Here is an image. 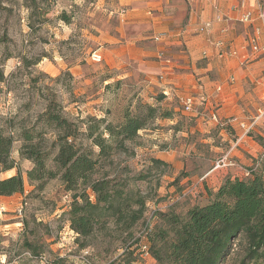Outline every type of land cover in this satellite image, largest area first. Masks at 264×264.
<instances>
[{"label":"rangeland","instance_id":"obj_1","mask_svg":"<svg viewBox=\"0 0 264 264\" xmlns=\"http://www.w3.org/2000/svg\"><path fill=\"white\" fill-rule=\"evenodd\" d=\"M124 8L121 0H42L35 9L25 0H0V72L4 74L0 80V125L16 140L12 158L23 172L33 163L20 155L21 130L35 126L44 132L41 116L50 104L74 122L94 115L107 116L117 123L126 110L134 112L138 104L156 103L150 99L154 97L152 84L139 63L128 62L126 67L113 69L104 59H91L100 44L105 47L103 34L115 32L118 11ZM163 98L158 94V101ZM158 105L161 112L175 111L173 118L178 120L180 132L174 135L170 131L175 129L169 124L173 118L153 120L136 139L134 156L122 154L111 167L121 177H130L147 172L148 160L157 157L155 150L164 152L161 160L168 158L166 152L176 151L177 155L173 176L154 171L147 181L132 184L148 201L146 217L134 228L130 246L126 248L114 236L97 233L84 239L89 246L83 247L68 225V216H63L72 202V193L61 179H50L44 191H33L26 181L28 193L19 201L22 204L18 211L14 207L1 210L0 221L6 218L5 222L15 225L0 227V264H156L139 245L146 241L147 232L161 212L172 208L182 215L188 207L204 203L202 195L218 184L226 171L247 173L255 167L251 161L237 158L234 151L238 145L231 150L236 142L221 135V127L209 133H187L192 121L180 102L177 111L170 102ZM161 134L167 135V140ZM46 137L48 166L55 169V136L48 133ZM227 151L231 153L226 162L233 165L217 168ZM12 173L16 170L3 172L0 178ZM25 239L36 243L38 253L24 246ZM235 254L228 264H238L240 255Z\"/></svg>","mask_w":264,"mask_h":264},{"label":"trees","instance_id":"obj_2","mask_svg":"<svg viewBox=\"0 0 264 264\" xmlns=\"http://www.w3.org/2000/svg\"><path fill=\"white\" fill-rule=\"evenodd\" d=\"M25 1L35 9L42 0ZM3 77L0 72V80ZM135 110H126L117 123L107 116L94 115L74 122L50 104L41 116L44 132L35 126L21 130L20 155L33 163L25 172L12 158L14 136L0 125V174L16 170L14 175L0 179V195L24 193L26 181L33 191H44L50 179L59 177L72 193V202L63 216H68L70 229L78 234L77 242L87 247L84 239L100 233L114 236L128 248L134 228L146 217L148 201L132 184L147 181L154 171L174 174L170 163L153 156L148 160L147 172L121 177L111 169L122 154L134 156L133 145L140 132L150 128V122L175 115L174 110L161 112L158 104L151 103L138 104ZM175 129L180 128L177 125ZM48 133L55 136V169L48 166L50 153L44 143ZM259 141L264 146V139ZM263 157L255 162L249 175L227 176L218 189L208 191L204 203L188 207L182 215L172 208L161 212L146 234L156 264H228L235 253L240 255L238 264H264ZM23 222L27 227L28 222ZM24 246L38 253L36 243L25 239Z\"/></svg>","mask_w":264,"mask_h":264},{"label":"crops","instance_id":"obj_3","mask_svg":"<svg viewBox=\"0 0 264 264\" xmlns=\"http://www.w3.org/2000/svg\"><path fill=\"white\" fill-rule=\"evenodd\" d=\"M121 1L126 8L118 11L119 25L114 33L103 34L106 44L105 47L100 44L98 49L106 64L118 69L128 62L139 63L152 84L154 97L150 99H155V104L163 101L175 104L176 111L177 103L182 107V98L205 94L208 103L189 114L192 125L186 132L209 133L221 127L220 134L237 143L234 151L237 158L251 161L253 167L264 156V146L259 141L264 139V56L253 58L247 46V35L252 29L239 21L242 12L237 8L239 0ZM249 4H254V0H249ZM161 35L163 41L157 42L155 37ZM162 48L166 50L165 57L159 55ZM218 86L221 91H217ZM158 94L164 96L161 101ZM214 112L221 124L211 119ZM173 119L169 124L176 128L178 120ZM170 131L177 135L180 129ZM161 135L167 140V135ZM155 152L162 159L164 152ZM166 154L168 158L163 161L175 167L176 151ZM227 176L247 175L230 169L211 189H218ZM208 191L202 195L205 201L209 198ZM27 193L25 190L12 196L0 195V215L6 207L18 211L22 204L19 201ZM4 219L0 227L15 225Z\"/></svg>","mask_w":264,"mask_h":264},{"label":"built area","instance_id":"obj_4","mask_svg":"<svg viewBox=\"0 0 264 264\" xmlns=\"http://www.w3.org/2000/svg\"><path fill=\"white\" fill-rule=\"evenodd\" d=\"M238 3L237 8L242 11L238 17L239 21L252 29L247 35V46L251 48L253 58L262 57L264 56V3L262 0H254V4L251 5L249 4V0H239ZM155 40L157 42H162L163 36H156ZM159 55L160 57H165L166 50L162 48ZM91 59L94 62H102L104 57L103 54L96 49L92 52ZM167 62H170V60L167 59ZM217 91H221V86L217 87ZM207 103L208 97L205 94H193L182 98V109L188 114H194L200 110V107L205 106ZM211 119L219 124L222 123L216 112L211 115ZM232 121H236V118H233ZM236 146L237 143L234 144L231 150ZM230 151H227L225 157L218 161L217 168L225 167L227 164L233 165V163L226 162L231 153ZM249 173L250 171L247 172L246 175H249ZM140 244V250L143 254L151 256L149 243L143 241Z\"/></svg>","mask_w":264,"mask_h":264}]
</instances>
